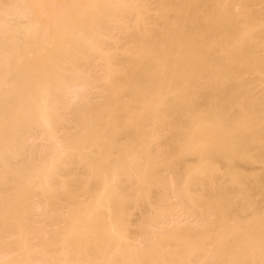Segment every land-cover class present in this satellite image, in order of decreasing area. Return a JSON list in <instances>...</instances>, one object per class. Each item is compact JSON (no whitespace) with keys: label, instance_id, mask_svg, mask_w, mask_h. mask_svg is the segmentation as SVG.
<instances>
[{"label":"bare ground","instance_id":"obj_1","mask_svg":"<svg viewBox=\"0 0 264 264\" xmlns=\"http://www.w3.org/2000/svg\"><path fill=\"white\" fill-rule=\"evenodd\" d=\"M0 264H264V0H0Z\"/></svg>","mask_w":264,"mask_h":264}]
</instances>
